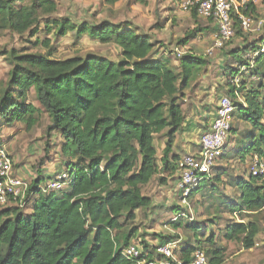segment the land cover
<instances>
[{"label":"trees","instance_id":"trees-1","mask_svg":"<svg viewBox=\"0 0 264 264\" xmlns=\"http://www.w3.org/2000/svg\"><path fill=\"white\" fill-rule=\"evenodd\" d=\"M253 7L250 3L247 13H252ZM56 8L54 0H0V31L33 36L40 18L54 13ZM190 13L200 19L194 11ZM45 28L59 37L73 32L76 38L87 36L100 44H115L118 57L113 60L89 52L57 59L15 49L0 51L11 65L0 93L2 125L21 123L30 129L46 113V131L60 135L61 152L68 158L62 171L70 180L60 191L43 193L38 187L44 176L38 174L23 206L0 205V264H137L136 259L123 254L134 240L143 243L144 250L150 249V260L156 246L148 245L132 224L136 211L151 205L143 187L154 175L169 168L164 159L182 126L184 91L206 60L184 53L177 58V65L170 67L167 59L157 55L155 42L129 21L77 25L61 18ZM207 29L199 25L177 44L186 45ZM234 30L233 37L246 39L237 21ZM232 38L224 48L233 44ZM41 44L49 47L50 41L46 39ZM232 46L227 52L240 68L233 67L234 72L228 73L230 88L226 95L235 105L232 115L237 113L251 127L246 132L247 141L237 152L243 161L248 155H256L264 162V36ZM236 75L239 83L233 86L231 80ZM30 91L37 104L27 101ZM236 129L231 124L230 133ZM162 132L163 167L158 168L154 138ZM0 152L5 153L1 142ZM223 174L218 171L212 178L203 176L190 193L191 197L208 188L205 195L212 203L205 208L213 209L216 215L206 225L197 226L193 220L185 225L170 222L174 229L184 227L195 234L193 243L181 241L185 259L199 248L206 253L209 264H222L226 247L221 240L252 239L258 233L257 223L245 217L264 208V173L239 177L233 186L234 197L216 193V181ZM211 180L208 186L203 185ZM176 214V220L187 218L185 212ZM222 214L230 218L225 217L223 228H219L216 224ZM176 238L162 236L160 241Z\"/></svg>","mask_w":264,"mask_h":264},{"label":"rangeland","instance_id":"rangeland-1","mask_svg":"<svg viewBox=\"0 0 264 264\" xmlns=\"http://www.w3.org/2000/svg\"><path fill=\"white\" fill-rule=\"evenodd\" d=\"M54 1L57 4L56 11L40 18L37 31L33 36L29 33L19 35L7 30L0 31V51L15 49L20 53H41L57 59L84 56L89 52H95L113 60L117 59L119 48L115 44H100L87 36L76 38L73 32L59 37L53 31L46 30L45 26H50L52 20L61 18H68L77 25L98 23L101 20H109L113 23L129 21L155 42L158 52L166 53L164 59L168 60L170 67H175L178 63L176 56L172 54L174 48L179 49L183 54L192 52L194 55L218 61L223 55L222 52L229 50L239 38L233 37V44L229 43L228 46L211 56L206 55L204 51L212 44V38L208 32L201 33L202 35L198 32L186 45L177 44L178 39L187 32L205 24L202 19L196 20L183 12L177 0H117L113 4L110 3V0ZM253 5V15L264 18V0H253ZM258 34L264 36V28L260 32L242 31V37L245 38L257 37ZM46 39L50 41L49 47H44L41 44ZM217 63L214 64V67L217 66ZM236 66L240 68L238 63ZM10 70L11 65L4 56H0V93L9 78ZM225 71L227 74L234 72L231 67L226 68ZM201 72L200 70L197 75ZM27 101L37 104L33 91L28 92ZM48 123L49 116L46 113H42L30 129L21 123H16L11 127L3 126L0 120V142L5 153L12 158V174L18 175L29 185L37 178L38 174L44 176L41 180V185H43L49 176L53 177L56 173L64 170L68 159L61 152L62 140L59 133L46 131ZM228 142L229 138L226 144ZM251 157L249 155L245 162H239L236 159L228 162V176L224 179L232 180L234 174L243 173L247 176L248 174L243 171L249 173L248 166ZM176 183L177 181L174 184L171 182L161 187L158 178H154L142 189L143 193L151 198V205L147 209L136 212V219L132 225L138 227L139 234L148 245L156 246L161 242L162 236L172 237L175 235L180 237L182 242L193 243L195 235L193 231L184 227L174 229L170 225L171 220L176 216L175 212H172L176 207L184 209L188 213L187 218L182 217L180 220H175L176 222L181 221L183 225L193 220L197 226H201L212 217L211 214H204L202 211V206L199 205L200 201L197 200L199 193L189 197L187 205L182 204ZM221 187L223 186L218 185L221 190L218 193H223ZM232 189L231 192V187L227 185L224 192L234 197V188ZM204 197L207 201L210 200L208 195H204ZM249 215L247 218L245 217V220H254L257 223V235L252 239L241 237L238 241L232 242L221 240V245L226 247L225 259L222 264H264V208L256 214ZM225 217L230 218L228 215ZM209 225L210 223H208ZM198 230L201 229L198 228ZM156 236L158 237L155 238ZM141 246L143 248L144 244L142 243ZM149 251L150 249L144 250L143 248L146 258L150 254Z\"/></svg>","mask_w":264,"mask_h":264},{"label":"built area","instance_id":"built-area-1","mask_svg":"<svg viewBox=\"0 0 264 264\" xmlns=\"http://www.w3.org/2000/svg\"><path fill=\"white\" fill-rule=\"evenodd\" d=\"M177 2L183 12L194 11L198 17L209 20L214 26L212 44L205 49V54L208 56L222 50L234 36V21H237L245 32H260L264 28L263 17H255L252 13H247L249 4L253 3V0H177ZM172 54L180 58L183 53L174 48ZM239 79L238 75L233 77L232 85L238 86ZM234 110L235 105L229 96L220 97L209 129L199 137L198 154H184L181 157L180 176L176 186L182 204H188L187 199L190 193L197 187L203 176H210L213 166L222 156L230 136L231 117ZM248 171L250 176L262 175L264 162L256 155L251 157ZM69 181L66 172L62 171L43 185L40 184L38 188L43 193L57 192L62 190ZM29 187L26 181L12 174L11 158L4 152H0V204L23 206L29 199ZM139 244L138 241H132L123 250L125 257L136 259L137 264H209L206 253L199 248L185 259L181 254L180 237L158 244L155 256L150 260L143 254V248Z\"/></svg>","mask_w":264,"mask_h":264},{"label":"crops","instance_id":"crops-1","mask_svg":"<svg viewBox=\"0 0 264 264\" xmlns=\"http://www.w3.org/2000/svg\"><path fill=\"white\" fill-rule=\"evenodd\" d=\"M187 14L191 15V13H187ZM202 20L205 23L204 26L206 27L208 26V29L206 31L210 34L211 38L213 39V35L215 31L214 26L209 20H205V19H202ZM211 30L212 32H210ZM204 32H199V33L203 34ZM261 36H262L261 34L260 35L258 34L257 37L253 36V37H249L246 39L239 37L236 39V45L242 46L245 43L251 42L255 40L256 38L258 39ZM227 51L222 52L223 55H221L220 59L218 60L220 62L216 61V59L211 60V59H207L206 57H203L206 60V63L203 65L201 69L202 71L201 74L197 75L196 73L197 76L195 75L193 77L190 85L184 91V97L182 98V110H183V115H184L182 126L180 129V132L175 136L172 142V146H171V149L168 155L164 159L166 160L167 165H169V168L165 172H160L154 175L152 179L150 180V182L154 178H158V182L160 183L161 187L162 185L164 187L166 186V184H170L171 182L174 184L176 181H178L179 176H180L179 162H180L181 157L184 154H198L200 150V145H199L200 136L199 135H201L203 132L209 129L210 124L212 123L215 117V110H216L220 97L226 95L227 91H229V88H230V85L228 84V77H227L228 74L225 70L228 67L229 68L231 67V69H233V67H237L236 60L233 58V56H230L229 52ZM231 52H233V50H231ZM188 53H192V52H188ZM159 54L162 55L164 59L166 53L162 52L161 54V52H158L157 55ZM217 62L220 64L218 65ZM215 63H217L216 67H214ZM231 124L233 127L237 129L235 131L233 130L230 133L231 135L229 136V142L225 144L224 152L222 154L223 157L219 158L216 161L215 165L213 166L211 170V174L209 176L212 178L218 171L224 172V174L221 176V180H219L218 182L216 181V183L217 185L223 186L221 187V189L225 196H230L224 192L227 185L231 187V192H232L234 183L239 177L247 178L249 176V173H247V171L244 170L243 172L245 174H248L247 176H245L243 173L234 174V178L232 180L224 179V177L228 176L227 174L228 173L227 172L228 162H230L232 159H236L239 162H243V159H240V155H239V152H237L238 151L237 149H239L240 146H242V143H245L247 141L245 138L246 132L248 130H251V127L247 123H245L240 118H238L237 113L232 115ZM154 146L156 148L158 168H162L163 163L161 162L160 159L163 156V149L165 148V136L163 132L155 135ZM173 156H177L176 161L173 160ZM248 156L244 158V162L246 161V158H248ZM15 176L19 177L18 175H15ZM212 182H213L212 180L209 183L204 182L203 185L206 184L208 186ZM207 191H208V188L205 187V188H202L201 191L198 190V192L195 193L194 195H197L199 193V197L197 200L200 201L199 205L202 206V211L204 212V214H211V216H213V215H216L214 213L215 211L213 209H209L207 211L205 208L212 203L211 199L207 201V199H205L204 197ZM218 191H221V190H218ZM218 191H216V193ZM175 209L172 212H175L176 211ZM139 210H142V209H138L137 211ZM177 212H179V214L180 212H185L188 215V213L184 209L178 208ZM177 212H175V214ZM177 215L178 214H176V216L173 217L171 221L176 220ZM222 215L219 217V220L217 221V224H216L218 225L219 228H223L224 223H225L224 219L227 218V217L225 218V216H227L226 214L223 216ZM236 220H238V218H236ZM162 242H159L158 244Z\"/></svg>","mask_w":264,"mask_h":264}]
</instances>
